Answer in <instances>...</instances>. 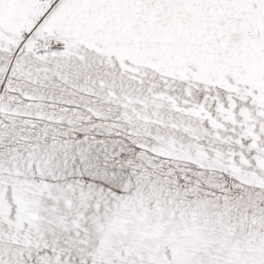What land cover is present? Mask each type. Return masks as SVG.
I'll return each mask as SVG.
<instances>
[{
	"label": "snow or ice",
	"instance_id": "snow-or-ice-1",
	"mask_svg": "<svg viewBox=\"0 0 264 264\" xmlns=\"http://www.w3.org/2000/svg\"><path fill=\"white\" fill-rule=\"evenodd\" d=\"M0 264H264V0H0Z\"/></svg>",
	"mask_w": 264,
	"mask_h": 264
}]
</instances>
